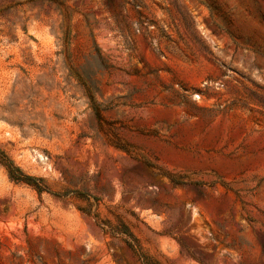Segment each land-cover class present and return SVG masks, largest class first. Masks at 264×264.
I'll list each match as a JSON object with an SVG mask.
<instances>
[{
    "label": "rangeland",
    "instance_id": "374dc122",
    "mask_svg": "<svg viewBox=\"0 0 264 264\" xmlns=\"http://www.w3.org/2000/svg\"><path fill=\"white\" fill-rule=\"evenodd\" d=\"M0 264H264V0H0Z\"/></svg>",
    "mask_w": 264,
    "mask_h": 264
},
{
    "label": "trees",
    "instance_id": "16d2710c",
    "mask_svg": "<svg viewBox=\"0 0 264 264\" xmlns=\"http://www.w3.org/2000/svg\"><path fill=\"white\" fill-rule=\"evenodd\" d=\"M0 156L2 158H5V160H8L7 157L3 154V152L0 151ZM9 166H8V172L9 176L12 180H15L17 182H23L26 184H30V180H32V177L23 174L19 168L15 167L11 161H9Z\"/></svg>",
    "mask_w": 264,
    "mask_h": 264
}]
</instances>
